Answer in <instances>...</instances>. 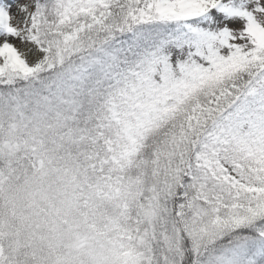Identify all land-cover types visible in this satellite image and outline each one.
Here are the masks:
<instances>
[{
  "label": "snow or ice",
  "instance_id": "obj_1",
  "mask_svg": "<svg viewBox=\"0 0 264 264\" xmlns=\"http://www.w3.org/2000/svg\"><path fill=\"white\" fill-rule=\"evenodd\" d=\"M0 264H264V0H0Z\"/></svg>",
  "mask_w": 264,
  "mask_h": 264
}]
</instances>
